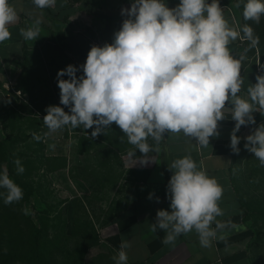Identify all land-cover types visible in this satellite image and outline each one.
Here are the masks:
<instances>
[{"label": "clouds", "instance_id": "9594fccd", "mask_svg": "<svg viewBox=\"0 0 264 264\" xmlns=\"http://www.w3.org/2000/svg\"><path fill=\"white\" fill-rule=\"evenodd\" d=\"M33 3L43 9L54 7L56 0ZM121 14L128 19L114 34V42L91 47L81 66L82 76L77 77L78 68L73 65L58 71L60 104L70 114L63 107L49 106L43 118L49 132L69 125L73 129L95 126L91 133L95 138L115 123L128 143L144 154L139 163L147 165L153 160L148 156L153 151L147 143L149 137L159 143L165 133L182 132L208 147L210 137L219 135L218 122L225 119L226 103L230 102L231 119L236 122L230 147L238 153L241 138L236 133L241 126L255 123L252 113L257 111L256 105L264 110V76H258L257 83L248 88L249 99L240 97L244 57L234 58L228 45L241 38L250 42V48L257 47L259 37L252 27L244 25L241 37L225 19L219 0H180L175 8L163 0H133ZM262 15L264 0H247L244 19L258 24ZM18 18L9 0H0V42L11 38L9 25ZM38 34L39 27L21 29L26 40H36ZM245 139V148L264 166V125ZM135 151L129 153L131 158ZM14 163L22 174L25 169L20 160ZM168 167L173 170L167 186L171 211L158 210L152 230L171 229L163 240L170 243L195 229L201 245L210 246L216 236L211 224L222 215L218 205L222 187L198 170L190 156L176 159ZM0 188L7 192L5 204L23 198L22 189L9 178L6 168L0 173ZM127 247L122 241L118 257H113L116 264H127Z\"/></svg>", "mask_w": 264, "mask_h": 264}, {"label": "crops", "instance_id": "0c3cea01", "mask_svg": "<svg viewBox=\"0 0 264 264\" xmlns=\"http://www.w3.org/2000/svg\"><path fill=\"white\" fill-rule=\"evenodd\" d=\"M163 2L175 8L180 0ZM9 3L19 18L9 25L11 38L0 42V141L17 122L23 149H38L41 163L56 165L50 170L52 177L72 194H76L78 178L122 181L120 186L126 189L124 202L109 211L100 232L102 240L117 254L121 242H127L124 251L128 264H254L255 230L236 183L237 153L230 147L236 123L231 119V103H226L225 119L218 122L219 135L210 137L208 147L198 145L182 132L165 133L159 143L149 137L147 143L153 151L148 156L154 161L147 165L139 163L144 154L128 143L115 123L95 138L91 137L95 126L73 129L69 125L50 133L43 122L49 106L63 107L70 114L69 108L60 104L58 71L73 65L78 68L77 77L82 76L81 66L91 47L114 42V34L128 19L121 14L122 9L130 8L133 0H56L54 7L43 9L36 7L33 0ZM219 4L229 25L240 31L232 9L220 0ZM37 19L41 21L39 25L35 23ZM34 27H39L36 40L24 39L21 29ZM228 48L234 58L240 59L243 39L230 42ZM238 95L245 99L243 83ZM241 129L242 126L236 133L239 137ZM31 141L34 142L28 145ZM132 151L135 153L131 158ZM185 156H190L197 169L215 178L223 189L218 201L222 215L211 224L216 236L208 247L201 245L195 229L176 236L170 243L163 240L171 229L152 230L158 210L171 211L167 186L173 170L168 166ZM80 173L86 176L80 177ZM217 223L223 227L217 228Z\"/></svg>", "mask_w": 264, "mask_h": 264}, {"label": "rangeland", "instance_id": "374dc122", "mask_svg": "<svg viewBox=\"0 0 264 264\" xmlns=\"http://www.w3.org/2000/svg\"><path fill=\"white\" fill-rule=\"evenodd\" d=\"M220 1L236 15L241 36L243 26L247 24L259 37V44L255 48H250V42L243 39V88L245 99H249L248 88L257 83L258 76H264V15L258 24L246 21L243 10L247 0ZM255 108L257 111L252 113L255 123L242 126L240 132L234 173L245 201L248 220L255 230L253 262L264 264V166L245 148V138L264 125V110L259 109L258 105ZM20 127L14 122L10 131L6 132L3 145L10 152L24 150L23 135L17 130ZM33 142H28V145ZM5 168L9 170L8 163L3 165ZM79 176L86 174L80 173ZM19 178L30 190V202L26 203V209L37 226L33 230L31 221L26 220L27 239H31L32 245L25 247L28 252L25 264H116L113 257H118V254L102 240L100 229L109 211L124 202L126 189L124 185L120 186L122 181L78 178L76 194H72L45 170ZM37 236L40 238L38 246L33 243Z\"/></svg>", "mask_w": 264, "mask_h": 264}, {"label": "trees", "instance_id": "16d2710c", "mask_svg": "<svg viewBox=\"0 0 264 264\" xmlns=\"http://www.w3.org/2000/svg\"><path fill=\"white\" fill-rule=\"evenodd\" d=\"M0 141V173L3 172V165L9 164V178L12 179L23 191V198L12 204H5L4 199L7 194L6 189L0 188V264H25V258L28 255L25 247L32 245V241L27 239L26 220L31 221L33 230L36 224L32 221L30 214L24 213L26 203L30 202V190L26 183L20 181L19 177L27 178L32 173L42 170L48 171L56 165L41 163L38 156V149L28 147L22 152H10L5 149L3 142ZM1 147L4 149L2 150ZM19 159L24 167V172L18 174L16 171L15 160ZM31 229V228H30ZM40 238L37 236L33 243L38 246ZM40 251V248L36 249ZM35 251V249H34ZM33 254V253H32ZM128 264V263H127Z\"/></svg>", "mask_w": 264, "mask_h": 264}]
</instances>
